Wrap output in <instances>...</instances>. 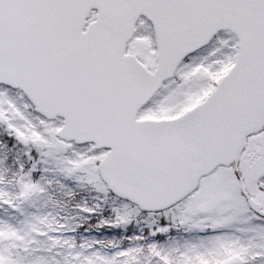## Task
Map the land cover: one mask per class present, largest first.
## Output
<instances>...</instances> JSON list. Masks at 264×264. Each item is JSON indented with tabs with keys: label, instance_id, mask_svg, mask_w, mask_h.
I'll return each mask as SVG.
<instances>
[{
	"label": "snow or ice",
	"instance_id": "1",
	"mask_svg": "<svg viewBox=\"0 0 264 264\" xmlns=\"http://www.w3.org/2000/svg\"><path fill=\"white\" fill-rule=\"evenodd\" d=\"M0 142L69 153L125 210L264 218V0H0ZM250 256L222 242L185 264Z\"/></svg>",
	"mask_w": 264,
	"mask_h": 264
},
{
	"label": "rangeland",
	"instance_id": "2",
	"mask_svg": "<svg viewBox=\"0 0 264 264\" xmlns=\"http://www.w3.org/2000/svg\"><path fill=\"white\" fill-rule=\"evenodd\" d=\"M1 143L0 191L10 203L0 201V232L7 234L6 240L0 241V248L19 264H165V261L185 264L189 257L212 252L222 242L244 246L253 256L264 248V222L248 210L228 203L196 212L168 211L164 221L158 220L155 214L144 216L132 210L136 225L129 227L131 214L128 212L130 217L128 213L123 215L125 209L119 202L121 213L115 217L114 226H110L122 235L132 227L134 232L150 226L153 239L147 244L133 241L122 248L119 238L111 251L99 250L96 235L89 237L81 232L76 236L82 218L79 211L75 212L67 204L66 198L76 194L75 187L84 185V180L77 178L81 173L69 174L66 158L70 154L56 153L28 161L18 156L20 149L16 146ZM10 149L14 161L8 164L6 157L11 158ZM20 164L37 185L27 195L22 194L18 182ZM41 166L45 167L43 176L37 172ZM28 179L26 176V182ZM103 197L107 194L102 193ZM86 206L90 209L88 203ZM122 216L124 220L119 218ZM123 223H126L124 227ZM249 264H264V257L252 259L250 256Z\"/></svg>",
	"mask_w": 264,
	"mask_h": 264
},
{
	"label": "trees",
	"instance_id": "3",
	"mask_svg": "<svg viewBox=\"0 0 264 264\" xmlns=\"http://www.w3.org/2000/svg\"><path fill=\"white\" fill-rule=\"evenodd\" d=\"M1 144L3 145L4 143L2 142ZM10 146H16L17 149H20V152H18L19 157H24V160L28 161L33 160H29L25 157L24 153L26 152V150L22 145L14 146L10 144ZM9 151L13 153V150L10 149ZM35 159H40V157L38 156ZM8 161L9 160H7V163ZM43 169H45V167L41 166L37 171L40 176L44 175L42 172ZM9 176L11 178V174H9ZM82 183H84V185L79 184L77 187H75L74 190L76 194L66 198L67 204H69L70 207L74 208L75 212L79 211L82 218L79 226V228L81 229L80 231H77L78 237L80 236L81 232L89 237L90 235H96V239L98 241L96 242V245L100 250L104 251H111L112 248L116 247L119 238L121 239V244L119 246L122 248L128 243H134L133 241H135V243L147 244L150 240L153 239L152 237H150L152 231L150 226H148V229L142 228L141 230H137L134 232H131V229L133 228L132 227L125 233V235L116 232V230L112 226H114L113 224L116 220L115 217H118L121 213V210L119 209L120 207L118 205L120 201L115 200L110 193L107 194V197L101 198V192L95 190V188L88 184L86 181H83ZM87 203L89 204L90 209L87 208ZM132 210L137 211L134 207L128 208L124 211L123 214L125 215V213L128 212L131 214L132 223L129 224V227L136 222ZM143 215L146 216L147 214L144 213ZM156 216H158V220L164 221L165 219L164 213L156 214ZM125 225L126 223H123V227ZM123 227L121 228V232L124 231ZM126 229H128V227H126L125 230ZM111 242L112 244L109 245Z\"/></svg>",
	"mask_w": 264,
	"mask_h": 264
},
{
	"label": "flooded vegetation",
	"instance_id": "4",
	"mask_svg": "<svg viewBox=\"0 0 264 264\" xmlns=\"http://www.w3.org/2000/svg\"><path fill=\"white\" fill-rule=\"evenodd\" d=\"M253 216L256 218V215L253 214ZM257 219V218H256ZM257 220H261L264 222V219L263 218H260V219H257Z\"/></svg>",
	"mask_w": 264,
	"mask_h": 264
},
{
	"label": "water",
	"instance_id": "5",
	"mask_svg": "<svg viewBox=\"0 0 264 264\" xmlns=\"http://www.w3.org/2000/svg\"><path fill=\"white\" fill-rule=\"evenodd\" d=\"M144 211V210H143ZM148 212V211H147Z\"/></svg>",
	"mask_w": 264,
	"mask_h": 264
}]
</instances>
